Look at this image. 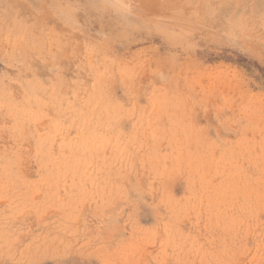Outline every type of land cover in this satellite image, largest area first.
<instances>
[{"label": "rangeland", "instance_id": "obj_1", "mask_svg": "<svg viewBox=\"0 0 264 264\" xmlns=\"http://www.w3.org/2000/svg\"><path fill=\"white\" fill-rule=\"evenodd\" d=\"M0 264H264L262 0H0Z\"/></svg>", "mask_w": 264, "mask_h": 264}, {"label": "snow or ice", "instance_id": "obj_2", "mask_svg": "<svg viewBox=\"0 0 264 264\" xmlns=\"http://www.w3.org/2000/svg\"><path fill=\"white\" fill-rule=\"evenodd\" d=\"M262 4H264V0H262Z\"/></svg>", "mask_w": 264, "mask_h": 264}, {"label": "bare ground", "instance_id": "obj_3", "mask_svg": "<svg viewBox=\"0 0 264 264\" xmlns=\"http://www.w3.org/2000/svg\"><path fill=\"white\" fill-rule=\"evenodd\" d=\"M229 1V0H228ZM203 3V2H202ZM204 4V3H203Z\"/></svg>", "mask_w": 264, "mask_h": 264}]
</instances>
